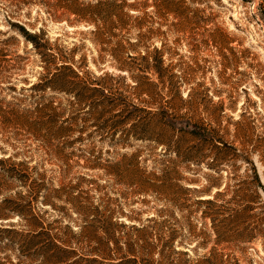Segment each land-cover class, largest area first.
Segmentation results:
<instances>
[{"label": "rangeland", "instance_id": "obj_1", "mask_svg": "<svg viewBox=\"0 0 264 264\" xmlns=\"http://www.w3.org/2000/svg\"><path fill=\"white\" fill-rule=\"evenodd\" d=\"M97 1L104 2L0 0V159L10 171L0 174V264L40 263L20 253L33 233L26 224L31 213L79 256L90 255L92 238H104L109 222L120 247L122 238L135 241L130 227H144L147 243L175 237L174 251L191 259L216 249L226 264H264L263 192L258 200L247 196L254 217L239 232L247 227L256 238L246 243L216 245L199 203L220 192L218 204L242 207L233 201L237 186L248 182L245 171L250 174L242 159L252 162L264 186V0H107L102 7L123 15L122 24L116 17L95 29L76 15ZM96 30L113 35L108 45L98 42ZM22 31L52 45L53 63L42 61ZM127 56L129 71H118ZM61 63L90 84L106 76L95 83L105 98L78 102L48 90L31 93L44 67L53 73ZM50 103L54 120L43 109ZM136 122L141 126L133 129ZM60 127L70 131L53 136ZM132 155L142 176L115 175L110 167ZM66 199L87 214L74 213ZM5 202L24 217L4 211ZM190 231L205 237L192 240Z\"/></svg>", "mask_w": 264, "mask_h": 264}, {"label": "trees", "instance_id": "obj_2", "mask_svg": "<svg viewBox=\"0 0 264 264\" xmlns=\"http://www.w3.org/2000/svg\"><path fill=\"white\" fill-rule=\"evenodd\" d=\"M107 3V0H104V2L97 1L94 5L87 6L85 11L91 9L89 13L76 16L86 24L93 25L95 29H97L99 24L108 26L112 19L116 17L117 20L115 23L119 21V24H122L120 20L124 19L123 15H113L110 10L102 7V5H108ZM21 35L26 42L31 44L32 49L40 56L42 61L45 60L44 63L46 61L50 64L53 63V60L57 55L53 53L52 45H50L48 41L44 40L43 36L36 34L30 35L24 31L21 32ZM94 35L98 38V42L100 44L105 45H108L110 41L109 38L113 37V35L107 31L100 32L96 30ZM121 50L123 51V48ZM102 51L105 52L107 50L102 49L101 52ZM110 52L111 51H108L110 56H112L115 60H119V58H117L118 55L115 56L113 52ZM155 55V58H153L155 67L154 65L153 67L156 68L154 70L158 71L159 68H162L163 61L161 60L159 52ZM127 59L130 60L131 57L127 56V58L120 61L115 68L121 72H128L129 70L127 68L130 65V62ZM139 59L140 61L147 62V58H145V56H140ZM56 66L53 73L50 71L49 65L48 67H44L46 74L43 75L41 79L39 78L40 81L38 83L31 86V93L46 92L48 90L72 96L78 102H86L96 97L105 98L103 88L95 83L103 81L106 76L96 78L93 81L95 83L90 84L85 81V79L81 77V75H79L77 71H75V69H73L68 63H61L59 66ZM145 66L148 67L147 64ZM147 67H144V69L146 70ZM138 69H140V67H138ZM138 78L145 79V76ZM102 103L103 101H100L99 104L94 106V108L100 107ZM43 109L48 112L46 116L49 117L50 120H54L53 117H51V113L56 110V107H53L52 103H50L46 104ZM139 126H141V123L139 124V122H136L135 124H132L131 127L133 129H138ZM69 131V128L60 127L56 132H54L53 136H65ZM222 150L229 155L238 157L237 150L235 148L223 145ZM247 160L248 159H242V161H244L250 168L247 170L250 173L249 175H247L245 171L248 182L243 183L242 187L237 186V189L234 191L235 196L233 197V201L235 197L239 199L242 206L241 208L239 207L240 205L230 208L225 204H218V199L222 195L220 192L215 193L212 200L199 201L200 204L206 205L207 210L202 214V217L207 218L210 221L216 237V245L233 242L246 243L256 238V233H253L254 231H249L247 227L243 228V230L239 232L240 227H244V225L254 217L252 214L254 208L251 205L252 203H248L247 196H251L258 200V192L261 191L264 194V186L260 183L256 168L251 161ZM7 162L8 160L6 159H0V174L8 176L10 175V171H5L3 167ZM139 165L140 163L137 157L132 155L129 159L126 158L124 161H120L112 165L110 168L115 175L130 172L141 177L142 170L139 168ZM55 193H58V191H55ZM52 198L61 200V197L59 196H53ZM75 199L76 198L73 200ZM73 200L68 201L66 199L63 202L70 205L73 212L77 215L81 212H84V215L87 214L88 210L77 207L76 201ZM5 203L3 204L4 211H9L22 218L24 217L22 211H20L18 207H7L5 206L7 205V202ZM46 204L49 205L50 208H53V204ZM0 214H2L1 211ZM3 216L0 215V218H3ZM26 222L27 227L31 229L33 233L27 234L22 243H20V246L23 249H20V253L25 254L27 258H39V264H226V261L224 260L226 255L217 253V251H215L216 249H212L208 254L195 259H191L186 252L176 253L172 248L175 237H169L166 242L158 243L160 245L147 243L145 239H142L144 238V236H142V233L145 232L144 227L141 229H137L134 226L130 227V229L134 231L135 241H130L131 239H128L127 237L125 239L122 238L124 240V242H122L123 247H120L118 244L120 243L121 238L119 239L117 236L115 239L114 235L118 232L112 228L114 227V224H110L109 222L106 224L107 228L104 229V238H92L93 241L97 240V242L95 248L89 252L90 255L79 256L67 245L70 241L54 239V237L51 238L48 232L44 230V227L42 226L43 223L39 217L34 216L31 213L29 220ZM65 228L70 231L69 227ZM5 231L6 230H4V232ZM204 235L205 233L201 232L198 237H195L193 232H189V236L192 240L196 241L199 240V238L205 237ZM43 238L47 239L43 240ZM138 242L141 243V245L137 246ZM206 242V238H204L201 246H204ZM92 254L94 256H92ZM174 256L175 259L172 258Z\"/></svg>", "mask_w": 264, "mask_h": 264}]
</instances>
